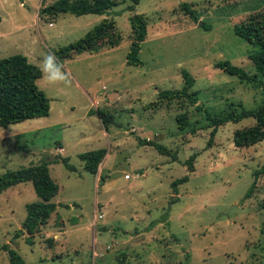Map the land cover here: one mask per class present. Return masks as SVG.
<instances>
[{"label": "rangeland", "instance_id": "374dc122", "mask_svg": "<svg viewBox=\"0 0 264 264\" xmlns=\"http://www.w3.org/2000/svg\"><path fill=\"white\" fill-rule=\"evenodd\" d=\"M56 1L0 0V58L22 55L37 66L54 52L71 77L68 86H52L40 73L36 83L50 100L49 116L0 129V175L48 163L59 188L55 211L34 230L31 246L27 234L13 238L26 205L38 201L31 183L2 192L0 246L7 244L24 264H264V175L254 178L264 168V141L234 147V132L255 124L248 118L219 127L208 148L205 118V111L214 116L262 102L264 78L248 59L257 48L233 27L262 14L264 0H141L133 11H127L130 0H116L105 16L39 15ZM135 14L147 22L141 67L126 63ZM105 18L115 29L92 53L58 57V49ZM224 61L255 76L259 88L216 68ZM182 71L194 79L197 104L159 100L160 91L182 89ZM96 110L112 116L107 128ZM178 115L187 118L184 130ZM140 141L162 145L176 160ZM100 149L109 159L91 175L79 155ZM193 154L190 172L185 164ZM185 176L187 182L172 185ZM0 264H10L1 250Z\"/></svg>", "mask_w": 264, "mask_h": 264}, {"label": "trees", "instance_id": "16d2710c", "mask_svg": "<svg viewBox=\"0 0 264 264\" xmlns=\"http://www.w3.org/2000/svg\"><path fill=\"white\" fill-rule=\"evenodd\" d=\"M130 1L131 5L127 7V11H133L134 6L138 5L141 0ZM117 6L118 2L116 0H57L40 11L39 15L53 18L61 14H70L75 17L85 15L105 16ZM180 7L189 19L193 22H198L194 10L188 4L182 3ZM129 22L132 41L126 55V63L129 66L141 67L143 66V62L139 54L141 45L147 36V22L141 14L131 16ZM199 25L204 29H208L202 21L199 22ZM114 29V21L105 18L81 39L67 47L58 49L57 55L60 58H65L71 54L92 53L94 44ZM233 32L237 37L257 48L256 51L248 55V59L255 67L257 74L264 78V12L260 15L251 16L245 22L235 25ZM119 43L120 38L117 39L115 45ZM216 68L228 75L235 76L240 81L259 88L255 76L248 75L242 68L232 65L228 61L219 62ZM181 75L183 79L182 89L160 91L158 99L166 101L185 100L190 105H196L197 99L195 93L191 92L194 79L187 71H182ZM39 78L40 72L37 66L30 64L26 57L15 55L0 58V129H7L11 125L27 120L49 116L50 100L38 88L36 82ZM262 96V102L254 109H241L240 111L233 109L214 116L205 111V118L208 122L206 128L211 129L207 147H211L219 127L227 123L236 124L248 118H253L255 124L252 127L234 132V147L246 148L264 141V90ZM198 110L200 109L198 108ZM95 113L105 128L111 124L113 118L106 110H96ZM186 120L185 115H178L176 117L179 130H184L187 127ZM139 143L143 146H151L160 155L170 156L173 160H176L175 154L162 145L151 141H140ZM105 155L106 150L100 149L81 154L79 155V159L83 162L84 169L91 175H95ZM195 158L196 154H193L185 164L190 172L193 171L192 161ZM61 162L67 170L71 172L75 171L68 164L67 159H62ZM260 175H264V168L254 173L255 180ZM187 181L188 177L185 176L173 182L172 185L177 186ZM28 182L31 183L38 201L26 205V217L21 228L15 233L13 238L18 239L27 234L29 237L25 240V243L31 246V237L34 230L38 226L45 224L50 215L55 211L56 205L51 200L57 195L59 188L49 175L48 163H42L0 175V194L9 188ZM254 187L255 183L253 182L244 196L245 199L251 196ZM261 208L264 209V191ZM0 250L8 255L10 264H24L21 257L14 250L10 249L7 244L0 246Z\"/></svg>", "mask_w": 264, "mask_h": 264}, {"label": "clouds", "instance_id": "9594fccd", "mask_svg": "<svg viewBox=\"0 0 264 264\" xmlns=\"http://www.w3.org/2000/svg\"><path fill=\"white\" fill-rule=\"evenodd\" d=\"M38 71L41 73V78L49 85H64L71 84L70 74L64 68L54 52L46 53L37 65Z\"/></svg>", "mask_w": 264, "mask_h": 264}, {"label": "crops", "instance_id": "0c3cea01", "mask_svg": "<svg viewBox=\"0 0 264 264\" xmlns=\"http://www.w3.org/2000/svg\"><path fill=\"white\" fill-rule=\"evenodd\" d=\"M15 136H17V134H15ZM8 139V138H7ZM107 159H109V156H108V153H107V151H106V155H105V157H104V159L103 160H105V161H107ZM104 161V162H105ZM49 165V164H48ZM49 169V168H48ZM28 183H30V182H28ZM23 184H25V183H23ZM33 188V187H32ZM34 191V190H33ZM38 199V198H37ZM53 200V199H52ZM52 200H51V202H52ZM53 203V202H52Z\"/></svg>", "mask_w": 264, "mask_h": 264}, {"label": "water", "instance_id": "95a60500", "mask_svg": "<svg viewBox=\"0 0 264 264\" xmlns=\"http://www.w3.org/2000/svg\"><path fill=\"white\" fill-rule=\"evenodd\" d=\"M173 199H175V197Z\"/></svg>", "mask_w": 264, "mask_h": 264}]
</instances>
